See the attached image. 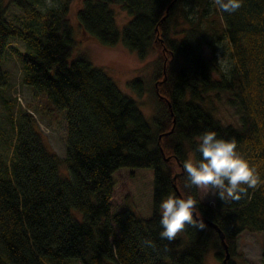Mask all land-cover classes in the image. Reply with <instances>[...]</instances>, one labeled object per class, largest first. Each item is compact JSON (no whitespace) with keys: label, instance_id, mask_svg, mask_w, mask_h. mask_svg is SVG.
<instances>
[{"label":"trees","instance_id":"trees-1","mask_svg":"<svg viewBox=\"0 0 264 264\" xmlns=\"http://www.w3.org/2000/svg\"><path fill=\"white\" fill-rule=\"evenodd\" d=\"M38 1H8L25 12L22 25L6 19L8 4L0 0V85L9 40L20 38L28 47L15 50L25 83L65 111L69 171L62 176L60 156L27 113L10 162L0 159V264H64L69 257L79 264H206L211 247L222 261L224 246L207 222L204 230L188 226L171 242L160 238L159 204L169 194L179 196L174 184L182 197L199 201L200 216L222 229L227 264H237L239 234L264 231V183L236 201L215 193L209 204L197 188H185L183 162L199 158L198 137L214 130L234 140L264 180V0H244L231 14L219 10L222 31L207 15L218 11L213 0H82L79 24L102 44L121 38L140 58L157 53L150 120L85 51L74 54L69 1L45 11ZM114 4L132 16L122 29ZM223 35L235 65L229 76L216 77V53L208 56L204 46ZM128 84L139 94L145 90L142 77ZM213 90L233 95L240 126L224 124L207 107L204 96ZM149 239L155 248L144 244Z\"/></svg>","mask_w":264,"mask_h":264},{"label":"rangeland","instance_id":"rangeland-1","mask_svg":"<svg viewBox=\"0 0 264 264\" xmlns=\"http://www.w3.org/2000/svg\"><path fill=\"white\" fill-rule=\"evenodd\" d=\"M8 1L5 0L6 4ZM66 1H69L68 17L76 38L74 54L78 51H85L91 61L102 67L121 90L138 101L146 118L150 120L156 107L153 72L157 53L153 51L147 57L140 58L136 50H131L123 44L121 38L114 46L102 44L95 36L84 31L79 24L78 10L82 6V0H39L36 5L39 10L45 11L59 7ZM114 9L118 27L122 29L132 16L117 4H114ZM208 12V18L213 20L214 26L219 31H222L226 25L223 15L214 8ZM25 16V12L18 6L12 3L7 5L5 17L8 21L23 25ZM208 24L207 20L203 21V25ZM26 49L28 47L23 40L12 37L2 60L1 71L4 75V82L0 85V159L10 162V156L14 153L19 124L24 116L30 113L34 118L36 128L42 133L49 148L60 156L61 173L63 177H67L65 175L69 171V166L66 160L67 120L65 111L53 105L45 94L25 83L22 62L15 50L24 51ZM204 49L210 57L214 52L216 53V65L219 70L216 71L215 76L221 77L222 74L229 76L235 65V56H233V48L228 37L223 35L221 41L205 45ZM136 77L144 79L145 90L142 94L128 84L129 80ZM232 99L233 95L227 91L213 90L204 96L207 107L212 109L215 116L224 124L240 126L241 111L239 106L231 101ZM198 192L203 202L214 204V192L206 193L204 189H198ZM216 251L215 247L208 249L204 258L206 264H222V261L216 257ZM233 259L237 264H264V231L247 229L242 231L236 241ZM44 264L52 263L45 260ZM64 264L79 263L77 258L69 257Z\"/></svg>","mask_w":264,"mask_h":264},{"label":"clouds","instance_id":"clouds-1","mask_svg":"<svg viewBox=\"0 0 264 264\" xmlns=\"http://www.w3.org/2000/svg\"><path fill=\"white\" fill-rule=\"evenodd\" d=\"M213 2L218 10L231 14L242 7L244 0ZM195 151L199 153V158H188L183 162L185 188L204 189L206 193H217L224 201H236L248 189H255L264 183L255 166L239 153L236 142L218 136L214 130H206L198 137ZM198 203L191 195L184 198L169 194L162 199L159 204L160 238L171 242L188 226L204 230L206 224L200 218ZM144 244L155 248V243L150 239L145 240Z\"/></svg>","mask_w":264,"mask_h":264},{"label":"water","instance_id":"water-1","mask_svg":"<svg viewBox=\"0 0 264 264\" xmlns=\"http://www.w3.org/2000/svg\"><path fill=\"white\" fill-rule=\"evenodd\" d=\"M157 85V83H155ZM174 123H175V119H174ZM173 129V128H172ZM172 129L170 131H172ZM162 137V134H160L159 138ZM176 177V176H175ZM174 188L175 190L178 192L179 196L182 197V195L180 194L179 190H178V187L176 186V184H174ZM195 215V214H194ZM201 219H203L204 222H207L210 226H212L213 228L216 229V231L218 232V235L221 239V242L224 246V249H225V256L224 258L222 259V264H227V261L228 259L231 257V253H230V250H229V247H228V244L226 243L225 241V235H224V232L222 231V229H220L217 224L213 223L212 221H210L209 219H207L205 216L201 215L200 216Z\"/></svg>","mask_w":264,"mask_h":264}]
</instances>
